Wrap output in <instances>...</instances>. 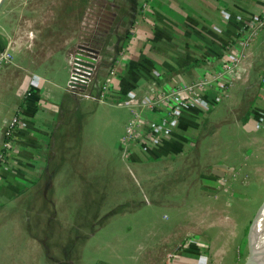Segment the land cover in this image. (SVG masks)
Listing matches in <instances>:
<instances>
[{"label":"crops","instance_id":"crops-1","mask_svg":"<svg viewBox=\"0 0 264 264\" xmlns=\"http://www.w3.org/2000/svg\"><path fill=\"white\" fill-rule=\"evenodd\" d=\"M37 1L3 0L0 6V56H13L12 64L21 66L16 59L21 56L19 52L25 50L28 65L35 68V72L23 77L22 83L19 80L22 90L17 91L16 96L4 91L5 102L0 108L7 106V119L22 110L25 124L15 134V157L9 165L0 166V201L21 193L26 195L33 185L37 190L45 188V166L53 164L54 150L66 144L65 139L73 135L72 119L78 113L84 120L97 116L100 124L96 132L98 149L111 146L107 142L113 139L118 140L120 149L121 138L136 119L141 127L143 123L165 127L159 147L148 151L137 148L129 155L120 150L121 158L136 166V173L130 174L137 188L144 187L147 191L154 190L148 188L149 183L163 179L158 168L176 157L185 156L195 146L203 149L201 131L205 125L209 126L210 131L221 135L217 150L220 160L213 167L214 171L207 172L211 174L209 179L223 181L219 196L228 197L230 205L236 202V211H249L238 204L240 201H253L255 208L251 211H261L264 205V24L254 36L248 24L258 13H264V0H147L140 17V0H131L133 8L127 12L124 6L120 7L119 18L123 22H117L116 30L108 34L102 45L103 61L101 65L96 63L94 73L103 67H107V73L97 76L94 82L97 85L90 83L95 89L88 91L87 87L94 100L66 91L69 39H64L61 48L53 46L63 25L59 24L60 17H74L75 5L80 2L84 5L88 0H50L54 4H71L72 15L68 8L60 14L53 12L49 18H44L46 25L35 30L31 28V21L38 15L33 13L30 4ZM125 19L131 21L124 22ZM39 29L44 31V36ZM40 40L45 43L41 44L45 52L31 55V48H37ZM253 65L263 69L259 76L260 86L247 112L239 118L231 105V100L238 97L233 82L240 78L236 72L238 68L250 69ZM227 77L231 85L225 90L222 85ZM170 89L179 90L178 99L182 103L174 123L167 117V105L149 107L143 104L145 95L158 97ZM2 112L0 109V147L4 127ZM224 133L233 136L227 137ZM63 161L65 159H56L58 163ZM61 174L60 171L51 178L54 195H59L55 188ZM83 175L76 171L71 173L68 188ZM143 190L138 205L135 203L129 208L123 199V203L102 215L99 227L108 218L131 216L130 219H135L139 206L150 203ZM73 191L67 193L69 205L75 201L72 196L78 197ZM231 198L235 199L231 201ZM75 202L77 205V198ZM106 208L105 204L100 212ZM80 214L83 224L84 215ZM14 225L21 227L16 220L8 222L6 227ZM90 229L91 233L96 231L92 230V223ZM168 241H161V244L166 245ZM170 241L172 244L174 239ZM192 243L196 245L180 247L174 253L162 250L159 264H207L202 243ZM117 260L123 263V259L117 257Z\"/></svg>","mask_w":264,"mask_h":264},{"label":"rangeland","instance_id":"rangeland-1","mask_svg":"<svg viewBox=\"0 0 264 264\" xmlns=\"http://www.w3.org/2000/svg\"><path fill=\"white\" fill-rule=\"evenodd\" d=\"M49 1L38 0L30 4L33 13L38 15L32 19L31 28L37 30L45 26L44 18L53 12L60 14L68 11V8L69 15H72L71 4H54ZM130 1L120 0L118 3L117 0H88L84 5L81 2L76 4L74 17H60L59 24L63 25L60 26V33L56 42L54 39L53 46L59 45L61 48L64 39L68 38V58L74 51L84 52L85 47L96 52L97 65H101L102 45L108 34L116 30L119 22H123L119 18L120 7L124 6L127 12L133 8ZM146 4L147 0H140L139 17ZM128 21L131 20H124ZM259 28L257 26L251 31L252 36ZM41 30L38 31L42 36L44 31ZM43 43L40 40L37 48L33 46L31 55L45 52L41 45ZM97 45L98 49L95 48ZM24 51L19 52L21 56L16 59L21 66L12 64L15 60L13 56H0V107L5 102L4 91L16 96L17 91L22 90L20 84L23 77L35 72V68L28 65V52ZM262 71V67L254 65L250 69L241 67L236 71L240 78L234 80L233 89L238 97L231 100V105L235 107L234 112L239 118L245 115L257 93ZM106 73L107 67L96 70L91 84L95 85L97 76ZM229 82L230 78L227 77L222 85L225 90L231 85ZM88 89L91 91L95 87L89 86ZM0 109L4 111L5 124L8 121L7 106ZM74 116L73 135L65 139L66 144L54 150L56 159H65L61 163L55 159L52 164L55 173H62L55 188L59 195H54V188L50 186L53 181L50 179L45 188L37 190L36 185H33L26 191V195L21 193L12 199L0 201V264H159L162 250L167 254L174 253L180 247L193 244L192 241L202 243V252L208 258L207 264H245L251 253L249 232L260 212L251 211V208H255L253 201L238 202L249 211L234 210L238 208L236 202L230 205L228 197L222 199L219 196L224 187H221L223 181L209 179L211 174L207 172L214 171L213 167L220 160L217 150L221 135L210 131L211 128L205 125L200 136L203 149L195 146L185 156L176 157L158 168L157 172L163 175V179L149 183L151 186L148 185V188L154 190L147 191L143 190V186L137 188L133 181L130 173H136V166L121 158L118 140L107 142L111 146L104 149L97 148L96 132L100 126L97 116L85 120L80 119L78 113ZM75 171L86 174L68 188L71 183L69 177ZM61 188L66 190L61 191ZM69 189L78 194V197L72 196L75 201L77 198V205L75 201L69 205ZM142 190L150 203L139 206L135 219H130L131 216L124 219L108 218L99 227L102 215L124 200L129 208L135 203L138 205V200L143 198ZM234 199L231 198V201ZM105 204L107 208L100 212ZM81 212L85 225L81 224ZM14 220L21 223L20 228L16 225L6 227L8 222ZM91 223L92 230H96L93 233L90 232ZM170 239H174L172 244ZM165 240H169L166 245L161 244ZM255 240L257 246L263 249L264 233L261 236V231L258 232ZM117 257L123 259V263H119Z\"/></svg>","mask_w":264,"mask_h":264},{"label":"built area","instance_id":"built-area-1","mask_svg":"<svg viewBox=\"0 0 264 264\" xmlns=\"http://www.w3.org/2000/svg\"><path fill=\"white\" fill-rule=\"evenodd\" d=\"M264 24V13H258L255 19L252 20L248 26L251 29H255L257 26ZM84 52H73L68 58V64L70 66L69 76L67 80V89L71 94L81 98L95 99L94 96L90 95L87 91V87L92 81L95 65L97 63L96 52L83 47ZM80 52V53H79ZM93 60V66H90ZM178 89H170L163 92L161 96L147 94L144 99L145 105L149 107L168 106L167 117L171 122L179 117L181 101L178 99ZM130 103L132 102L129 101ZM25 124L24 114L22 110H18L13 113L2 130V139L0 147V166H7L16 151V139L15 134ZM138 128V129H137ZM165 127L159 124L143 123L141 124L136 119L133 122L132 128L128 129L125 135L120 140V150L125 155H129L134 149H141L148 151L153 147H159L163 142V133Z\"/></svg>","mask_w":264,"mask_h":264},{"label":"bare ground","instance_id":"bare-ground-1","mask_svg":"<svg viewBox=\"0 0 264 264\" xmlns=\"http://www.w3.org/2000/svg\"><path fill=\"white\" fill-rule=\"evenodd\" d=\"M254 232H253V237H252V246H254V249H253V257L255 258V260L253 261L252 264H257V262H264V248L263 249H260V247L257 246L256 244V240H255V235L261 231V236L263 235L264 233V205L260 211V214H259V218H258V221H257V226L253 229Z\"/></svg>","mask_w":264,"mask_h":264},{"label":"water","instance_id":"water-1","mask_svg":"<svg viewBox=\"0 0 264 264\" xmlns=\"http://www.w3.org/2000/svg\"><path fill=\"white\" fill-rule=\"evenodd\" d=\"M2 1H3V0H0V6H1ZM90 61H91L90 66H93L94 61H93V60H90ZM258 211H259V210H258ZM256 217H257V215H256ZM256 217H255V219H254V222H253V224H252L251 230H250V232H249V241H250L251 253H250L249 259L245 262V264H252L253 261L255 260V258H254L253 255H252V253H253V249H254V246H252V242H251L250 234H251V231L257 226V224H256V222H257Z\"/></svg>","mask_w":264,"mask_h":264},{"label":"trees","instance_id":"trees-1","mask_svg":"<svg viewBox=\"0 0 264 264\" xmlns=\"http://www.w3.org/2000/svg\"><path fill=\"white\" fill-rule=\"evenodd\" d=\"M95 42L97 43L98 40L96 39ZM98 45L95 47L98 49ZM49 166V167H48ZM48 167V168H47ZM57 170V168H56ZM55 169H52V164L46 166V169L43 172L44 178H45V187L48 185V181L52 178L53 174L55 173Z\"/></svg>","mask_w":264,"mask_h":264}]
</instances>
